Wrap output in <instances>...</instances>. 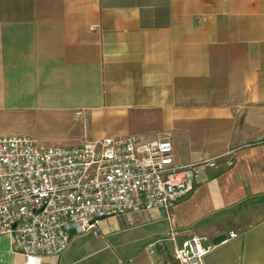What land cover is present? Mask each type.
<instances>
[{
    "label": "crops",
    "instance_id": "1",
    "mask_svg": "<svg viewBox=\"0 0 264 264\" xmlns=\"http://www.w3.org/2000/svg\"><path fill=\"white\" fill-rule=\"evenodd\" d=\"M13 124L42 148L167 134L174 165L204 164L172 219H103L40 264H176L221 235L204 264H264V0H0V134ZM0 264H25L8 236Z\"/></svg>",
    "mask_w": 264,
    "mask_h": 264
},
{
    "label": "built area",
    "instance_id": "2",
    "mask_svg": "<svg viewBox=\"0 0 264 264\" xmlns=\"http://www.w3.org/2000/svg\"><path fill=\"white\" fill-rule=\"evenodd\" d=\"M203 165H174L167 134L150 141L104 137L70 148L0 136V237L11 238L25 264H40L62 255L73 236L96 235L103 219L157 208L172 219L169 210L193 189ZM162 246L157 240L145 249L153 254ZM213 248L193 236L174 247L172 259L204 264Z\"/></svg>",
    "mask_w": 264,
    "mask_h": 264
},
{
    "label": "rangeland",
    "instance_id": "3",
    "mask_svg": "<svg viewBox=\"0 0 264 264\" xmlns=\"http://www.w3.org/2000/svg\"><path fill=\"white\" fill-rule=\"evenodd\" d=\"M25 130H26V126L20 125V124H18V125L13 124L12 126H10L8 128V130L6 132L0 134V136H11V135H21L22 136V135H24L26 133ZM91 238H96V237L95 236L93 237L91 235ZM72 240H73V238H72ZM72 240H71V242H72ZM161 248L163 249V252H164V249L167 251L166 246L163 245ZM106 253H109V252L108 251L107 252H105V251H99L97 254H99V256L100 255L101 256H105Z\"/></svg>",
    "mask_w": 264,
    "mask_h": 264
},
{
    "label": "water",
    "instance_id": "4",
    "mask_svg": "<svg viewBox=\"0 0 264 264\" xmlns=\"http://www.w3.org/2000/svg\"><path fill=\"white\" fill-rule=\"evenodd\" d=\"M225 239H226V236H224V235L217 236V237H215V238L212 240V244H213V245H218V244L222 243L223 241H225Z\"/></svg>",
    "mask_w": 264,
    "mask_h": 264
}]
</instances>
